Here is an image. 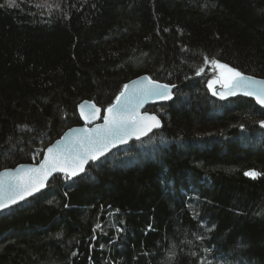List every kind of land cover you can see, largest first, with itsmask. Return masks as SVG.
Here are the masks:
<instances>
[{"label":"trees","instance_id":"obj_1","mask_svg":"<svg viewBox=\"0 0 264 264\" xmlns=\"http://www.w3.org/2000/svg\"><path fill=\"white\" fill-rule=\"evenodd\" d=\"M15 4L0 0V170L38 161L84 99L103 109L140 74L175 89L147 108L159 129L1 211L0 264H264V108L212 96L203 63L264 78V0Z\"/></svg>","mask_w":264,"mask_h":264},{"label":"snow or ice","instance_id":"obj_2","mask_svg":"<svg viewBox=\"0 0 264 264\" xmlns=\"http://www.w3.org/2000/svg\"><path fill=\"white\" fill-rule=\"evenodd\" d=\"M8 6H17L15 0H8ZM181 50L185 51V49ZM203 63L211 64L215 69L220 70V79L210 80L208 88L212 90L213 85L222 81V88L226 89V91L213 90V96L218 95L224 99L225 96L236 95L237 91H240L246 96L255 97L256 102L264 106V80L245 76L215 58L209 59L205 56ZM203 71L204 68H200L196 74L200 75ZM171 87L160 84L148 76L123 85V90L116 96V103L107 108V115L103 117L102 125L92 129L71 130L72 136L66 134L67 138H61L47 148V154L39 167L21 166L15 172L0 173V211L10 208L19 201H25L27 197L40 191L54 172L66 173L68 179L76 177L78 173L85 171V165L89 161H98L104 156L110 146L126 143L127 138L132 135L140 139L153 128L160 127V121L156 116L141 115L138 110L147 99H172ZM80 107L83 116L84 105ZM91 108L95 109L93 115H98L101 111L95 105H91ZM260 123L261 127H264V121ZM245 175L255 178L259 173L252 170ZM99 227L100 225H97V228Z\"/></svg>","mask_w":264,"mask_h":264},{"label":"water","instance_id":"obj_3","mask_svg":"<svg viewBox=\"0 0 264 264\" xmlns=\"http://www.w3.org/2000/svg\"><path fill=\"white\" fill-rule=\"evenodd\" d=\"M237 71H239V70H237ZM240 72H241V71H240ZM241 73H242L243 75H245V76H251V77H253V78L256 79V80H264L263 77H258V76L250 75V74H247V73H244V72H241ZM144 76H148L149 78L153 79V78L150 77L148 74H140V75H138V76H136V77H134V78L128 80L126 83H124V85H125V84H131L132 81H137V80H139L141 77H144ZM154 80L157 81V82L160 83V84H166V85H169L170 87L173 85V84H169V83H166V82H163V81H159V80H156V79H154ZM174 89H175V87H171L172 98L174 97ZM122 90H123V86H122L120 92H121ZM213 90H216V91H226V89H223V88H222V85L214 86L213 89L210 90L211 95H212V91H213ZM120 92H119V93H120ZM119 93L117 94V96L119 95ZM212 96H213V95H212ZM237 96H243V97L251 98V99H253V100L255 101V103H256L259 107L264 108V106H261L260 104H258V103L256 102L255 97L246 96V95H244V94H243L242 92H240V91H237L236 95L225 96L224 99H221L218 95H217V96H214V97L217 98V99H219V100H227V99L234 98V97H237ZM171 100H172V99H169V100L147 99V100L144 101L143 106H142L141 108H139L138 111H139V113H140L141 115H145V114H147V115H154V116H156L157 119L160 121V127H161V119H160V117H159L156 113L147 110V108H148L149 106L160 105V104H163V103H167V102H169V101H171ZM113 103H116V98H115V100H114L111 104H113ZM111 104H110V105H111ZM81 105H84V108H83V113H84V115H83V116L81 115V107H80ZM91 105H95L96 108H99V109L101 110L100 113H99L98 115H93V114H92V113L95 112V109H94V108H91ZM110 105H108L107 107L104 108V110H102L101 107L98 106V105H96L93 101H90V100H88V99H84V100H82V101L79 102L78 105H77V114H78V117H79V124L67 128V129H66V130H65V131H64V132H63V133H62L57 139H55L52 143H50V144L44 149V151H43V153H42V156H41V158H40L38 161H36V162H23V163H19V164L13 166V167H8V168L1 169V170H0V173H4V172H6V171H7V172H15V171H16L17 169H19L21 166H24V167H39V165L41 164V162H42L43 159H44V156L47 154V148L53 146V145L56 143V141L61 140V138H67V136H72L73 133H72L71 130H73V129H75V130L92 129V128H95L97 125H102V124L104 123V119H103V117H104L105 115H107V111H106V110H107V108H108ZM262 121H264V120H262ZM260 126H261V123H260ZM160 127H158V128H153L152 131L148 132V133H147L146 135H144V136H141L140 139H144L145 137H147L149 134H151L153 131L159 129ZM66 134H67V136H66ZM140 139H137L135 135H132V136H130V137L127 138V142H126V143H123V144H121V143H117L115 146H110L108 152H107L104 156H106L107 154H109L110 152H112L113 150H115V149H117V148H120V147H122V146H125V145H127L128 143H130V142H132V141H134V140H140ZM104 156L100 157V159L103 158ZM90 162H91V161H89L88 163H90ZM88 163L85 165V169H86ZM82 173H83V172H82ZM82 173H78L77 176L81 175ZM55 175H64V176H66V173H62V172H54V173L52 174V176L49 177V179H48L47 181H45V187L42 188V189H40V191L34 193L32 196L27 197L26 200L29 199V198H31V197H33V196H35L36 194H38V193L41 192L42 190H44V189L46 188V185H47L48 181H49L53 176H55ZM77 176H76V177H77ZM73 178H75V177H73ZM22 202H23V201H19L17 204L12 205L10 208H12V207H14V206H16V205H18V204H20V203H22ZM8 209H9V208H8ZM3 211H4V210H3ZM0 212H1V211H0Z\"/></svg>","mask_w":264,"mask_h":264},{"label":"rangeland","instance_id":"obj_4","mask_svg":"<svg viewBox=\"0 0 264 264\" xmlns=\"http://www.w3.org/2000/svg\"><path fill=\"white\" fill-rule=\"evenodd\" d=\"M219 79H220V70L214 68L212 71V76L208 78V82L210 80H219ZM218 85H222V81L219 83H216L215 85H213V87L218 86Z\"/></svg>","mask_w":264,"mask_h":264},{"label":"bare ground","instance_id":"obj_5","mask_svg":"<svg viewBox=\"0 0 264 264\" xmlns=\"http://www.w3.org/2000/svg\"><path fill=\"white\" fill-rule=\"evenodd\" d=\"M247 98V97H246ZM251 99V98H250ZM102 109V108H101ZM102 110H104V108L102 109ZM262 120H264V119H262ZM262 120H260V122L262 121ZM260 122H259V125H260Z\"/></svg>","mask_w":264,"mask_h":264}]
</instances>
